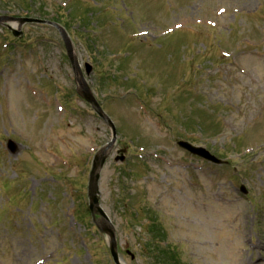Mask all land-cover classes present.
Masks as SVG:
<instances>
[{
	"label": "rangeland",
	"instance_id": "1",
	"mask_svg": "<svg viewBox=\"0 0 264 264\" xmlns=\"http://www.w3.org/2000/svg\"><path fill=\"white\" fill-rule=\"evenodd\" d=\"M87 1L0 0V18L60 20L116 125L126 161L110 156L99 189L119 260L264 264V0ZM16 24H0V264H114L88 200L111 131L76 94L59 32L16 40Z\"/></svg>",
	"mask_w": 264,
	"mask_h": 264
},
{
	"label": "water",
	"instance_id": "2",
	"mask_svg": "<svg viewBox=\"0 0 264 264\" xmlns=\"http://www.w3.org/2000/svg\"><path fill=\"white\" fill-rule=\"evenodd\" d=\"M2 21L18 22L20 24V27H23L25 24H50V23H45V22L30 20V19L15 20V19H11V18H1L0 24H2ZM50 25H53L55 28H57L60 31V33L63 37V40L65 42L69 57L72 61L74 70L80 76L79 82L82 85L80 95L93 107L94 111L112 128V131H113V137H114L113 142L111 144H109L105 149H103L95 158L93 170H92L91 177H90L89 198H90V211L92 212L93 217L95 218L97 215H99V216L103 217L105 219V221H107V223L103 224L100 228H101L102 233L106 234L110 238L111 253L113 255L115 262L117 264H120L119 258H118V252H117L116 236H115V233H114L112 226L108 225L109 220H108L106 214L101 209L100 200H99V195H100L99 181H100V177H101V172H102V169L104 168V166L107 162V159L109 157L110 152L112 151V149L116 143V139H117L116 128H115L114 124L112 123V121L104 114L100 105L98 104V102L96 101V99L92 95L90 89L86 85V82H85L83 75H82V72L80 70V66L78 65L77 60L74 58L73 47H72V44H71V41H70L68 35L66 34V32L61 27L54 25V24H50ZM13 33H14L15 37H17V38H22V36H23L22 32L14 31ZM92 71H93L92 67L87 66V73L89 76L91 75ZM179 145L181 147H183L184 149L190 151L191 153L199 155L202 158H204L210 162H213L217 165L222 164V162L211 157L204 150L194 149V148H192L189 145L184 144V143H180ZM117 161H124V158L118 159Z\"/></svg>",
	"mask_w": 264,
	"mask_h": 264
},
{
	"label": "trees",
	"instance_id": "3",
	"mask_svg": "<svg viewBox=\"0 0 264 264\" xmlns=\"http://www.w3.org/2000/svg\"><path fill=\"white\" fill-rule=\"evenodd\" d=\"M163 250L162 249H159L158 250V253H161ZM156 260V264H166V262H164V259H159V261L157 262V258H155ZM163 260V261H162Z\"/></svg>",
	"mask_w": 264,
	"mask_h": 264
},
{
	"label": "bare ground",
	"instance_id": "4",
	"mask_svg": "<svg viewBox=\"0 0 264 264\" xmlns=\"http://www.w3.org/2000/svg\"><path fill=\"white\" fill-rule=\"evenodd\" d=\"M14 27H17L16 25H14Z\"/></svg>",
	"mask_w": 264,
	"mask_h": 264
}]
</instances>
